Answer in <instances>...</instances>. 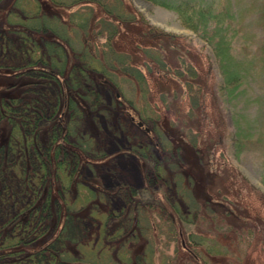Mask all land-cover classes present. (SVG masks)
<instances>
[{"label":"rangeland","instance_id":"obj_1","mask_svg":"<svg viewBox=\"0 0 264 264\" xmlns=\"http://www.w3.org/2000/svg\"><path fill=\"white\" fill-rule=\"evenodd\" d=\"M190 1L204 4L210 2L216 11L222 10L224 15L229 13L226 18L230 20L228 34H235L232 41L233 68L241 73L240 83L235 91L227 92L222 65L226 58L220 63L223 52L219 50L218 55L202 34L181 22L173 9L162 6L156 0H122L123 8L135 12L144 21L117 22L118 32L112 36L111 45L130 54V59L141 70L144 80L139 84L132 76L123 75L119 69L104 74L97 66L99 70L90 72L94 79V90L99 92L103 106L100 111L85 115L83 128L90 132L104 154L88 161H84L85 157L81 154V162L72 174L70 190H67L63 199L59 195L56 202L61 206L59 219L62 222L65 204L71 203L76 193H85L81 185L76 186L78 180L84 179L98 189L102 185L115 191L121 184L136 188L137 197L151 206V213L148 214V224H143L145 231L138 230L134 235L128 231L120 237L114 231V223L118 221L108 219L111 228H106L105 233L112 236L105 237L97 231L99 219L94 223L92 218H89L92 222L86 220L89 209L83 205L79 213L84 217L82 221L86 226L82 227L90 228L83 232V236L80 235L77 242L66 243L70 252L75 253L76 244L80 246L83 243L82 250L86 254L93 248L96 252L102 250L101 261L105 264H113L112 259L118 260V255L119 260L114 264H125L122 256L135 264V254L139 253H144V261L136 264H191L193 259L198 264H264V0ZM13 2L0 0L2 30H6L3 20ZM46 8L61 13L63 20L70 19L69 11L76 9L54 5ZM92 8L91 21H97L102 15L107 16L97 4H93ZM147 26L153 29V34L145 32ZM100 27V24L94 22L84 33L85 36L78 29H68L70 43L75 51L65 43L68 52L67 69L79 63L74 53L88 49L87 42L99 58L95 64L101 67L102 52L107 51L103 44L108 35L104 29L97 33ZM160 32L176 35L173 42L177 41V47L165 46ZM157 44L162 48H156ZM160 61L166 63L164 68L160 66ZM186 62L191 64L189 67L195 68V81L199 84L200 94L199 108L194 111V116L190 114L191 117L186 114L189 113L190 96L182 80L194 79L186 72H183V79L177 77L173 70V67L186 69ZM104 66L108 67L105 61ZM30 82L31 78L22 73L0 72V90L5 92L17 94L29 90L35 84V81L32 84ZM21 94L30 95L31 92ZM41 123V131H45L49 127V120H42ZM0 124L5 136L8 125L5 121ZM190 128L196 134L197 155H200L203 162L199 160L198 163L193 153L188 152L190 149L183 148L189 146L183 142L180 151L185 159L181 166L183 170L192 166L197 177L201 173L203 183H199L203 184L204 189L198 184L196 194L199 197L205 193L218 200L216 205H212L216 208L217 221L212 223L203 214L201 219H194V223L180 222L181 226L175 229L167 221L174 211L168 205L164 193L167 190L169 196L174 194L170 175L176 172L169 166V162L166 164L168 152L162 151L161 147L164 144L166 148L170 144L169 140L177 143L187 139ZM157 137H160L161 145H151L148 154L138 155L130 149L135 143H154ZM5 164L9 169V162ZM51 170V178L55 183L50 184L48 181L46 184L53 186V192L58 193L57 187L61 185L60 181L63 182L64 174L60 173V177L55 178L54 166ZM20 181L1 175L0 187L6 188L0 193L5 191L13 196L16 190L25 191V187L20 188ZM109 199L108 205H104L108 210L118 211L124 203L123 198L117 194ZM163 205L167 207L164 212ZM222 207L232 208L228 217L222 214ZM75 208H80L78 200ZM233 212L238 214L237 219L231 215ZM52 220V217L45 219L47 223H52ZM215 224L223 227L218 229ZM238 226L239 230L234 229ZM188 230L196 234L207 230L209 236L199 246L214 243L216 247L224 248L226 253L209 254L201 249L200 254L197 253L199 257L196 252L189 256L186 252L189 245ZM48 233L51 231L47 230ZM43 237L45 235L40 238ZM40 238L35 242H41ZM11 259L12 256H2L0 264Z\"/></svg>","mask_w":264,"mask_h":264},{"label":"trees","instance_id":"obj_2","mask_svg":"<svg viewBox=\"0 0 264 264\" xmlns=\"http://www.w3.org/2000/svg\"><path fill=\"white\" fill-rule=\"evenodd\" d=\"M45 1L14 0L13 6L3 20L6 30L0 29V72L22 73L31 78V84L35 81L29 90L21 92H31L30 95L12 94V92L0 90V123L5 121L8 125V131L3 136L0 124V176L4 175L5 178L6 175L7 179L12 180L21 179L20 188L25 187V191L24 189L16 190L13 196L5 191L0 193V235H2L0 237L2 239L0 240V258L5 255L12 256V259L5 264H105L101 261L102 250L96 252L93 248L86 254L82 250L83 243L80 246L76 244L75 253L67 249L68 241L77 242L83 236V232L90 228L85 227L86 223L82 221L84 217L79 213L83 205L88 206L89 209L86 220L92 222L93 219L94 223L99 219L97 231L105 237L112 236L105 233L106 228H111V225L107 223L110 218H113L112 221H118L114 223L116 224L114 231L118 237L128 231L134 235L136 231L146 229L143 224H148L151 206L146 205L137 197V189L134 187L121 184L114 191L101 185L98 189L84 179L78 180L76 186L81 185L85 193H76L71 203L66 201L62 222L59 219L61 206L56 200L59 195L63 199L67 190H70L72 174L81 162V154L85 157L84 161L97 159L104 154L90 132L83 128L85 115L88 112L92 115L95 111H100L103 106L99 92L94 90V79L90 72L99 70L98 67L104 74L119 69L123 75L132 76L139 84L144 80V75L136 63L132 62L130 54L115 49L111 45L112 36L118 32L117 22L143 19H139V16L128 8H123L122 0ZM156 2L173 9L181 22L202 34L216 53L219 50L223 52L224 56L222 60L220 59V63L226 58L222 65L225 69L227 92L235 91L240 83L241 73L233 68L235 62L232 57V41L235 34L234 32L228 34L230 20L226 18L229 17V13L226 12L224 15V11H216L210 2L207 4L190 0H156ZM93 4H97L107 15H102L94 22L101 25L97 33L106 30L108 35L103 44L107 51L102 52L101 65L102 67L105 61L108 67L101 68L100 65L95 64L99 58L87 42L88 49L78 54L74 53L79 63L67 69L68 52L65 43L75 51L70 43L71 37L68 36V29H78L82 31L81 35L85 36L84 33L90 29L92 24L94 25L90 18ZM49 5L75 7L76 9L69 11L70 19L63 20L61 13L46 8ZM69 25L72 26L69 27ZM152 30L150 26H147L145 32L153 34ZM160 35L165 46L177 47V41L173 42L176 35L166 32H160ZM82 44L84 46V41ZM155 47L162 48L159 44ZM162 61H160V66L164 68L166 63ZM190 65L187 63L186 69L173 67L177 77L183 79V72H186L194 79L182 80L190 96L189 113H186L188 117H191L190 114L193 115L200 105L199 84L195 81L197 73L194 67H189ZM46 119L49 120V127L41 131V125H43L41 121ZM186 136L187 139L184 138L183 141L174 143L169 140L170 144H167L166 148L164 144L161 147L162 151L168 152L166 160L164 159L166 164L169 162V166L176 172L170 175L174 194L169 196L167 190L164 193L168 205L174 211L167 221L175 229L180 222L194 223V219H201L200 216L203 214L207 215L212 223L217 221L216 208L212 205H216L218 200L205 193L199 197L196 194L198 184L204 189L203 184L199 183H203L201 173L197 177L192 166L185 168L186 170L182 169L181 164H184L185 157L180 149L184 146L183 142L189 145L183 148L190 149L188 152L193 153L198 163L199 160L203 162L200 155H197L196 134L192 133L190 128ZM158 138L160 137H157L154 143L152 141L135 143L130 146V149L138 155L148 154L151 145H161L162 142ZM5 162H9L10 170L6 168ZM53 166L55 178L60 177V173L64 174L63 182L60 181L61 185L57 187L58 193L53 192V186L49 187L46 184L48 181L50 184L55 183L53 177L51 178ZM5 188L6 186L0 187V192ZM113 193L124 200L118 211L108 210L104 206L105 203L108 205L109 198L114 196ZM77 200L80 203L79 209L75 208ZM165 207L163 205V212ZM222 209H224L222 214L228 217L232 208L222 207ZM236 212L231 213L234 219L238 217ZM47 217L53 218L52 223L45 221ZM83 225L85 226L82 227ZM215 225L218 229L223 227ZM229 226L233 227L232 224ZM239 226L241 227V224ZM239 226L234 229L239 230ZM1 230L4 231L1 232ZM47 230L51 233L46 234ZM54 230L57 232L52 236ZM192 230L187 232L189 245H187L186 252L189 256L195 252L200 254L201 249H205V252L209 254L226 253L224 248L216 247L214 243L199 246L200 242L202 243L209 236L208 232L206 230L196 234ZM43 235L45 238H40ZM39 238L42 239L41 242H35ZM197 248H199L198 251ZM121 259L126 262L125 264H133L129 258L122 256ZM118 260L113 258V264ZM143 261L144 253L135 254V264ZM194 263L198 264L193 259L191 264Z\"/></svg>","mask_w":264,"mask_h":264},{"label":"water","instance_id":"obj_3","mask_svg":"<svg viewBox=\"0 0 264 264\" xmlns=\"http://www.w3.org/2000/svg\"><path fill=\"white\" fill-rule=\"evenodd\" d=\"M140 124V122H138Z\"/></svg>","mask_w":264,"mask_h":264}]
</instances>
